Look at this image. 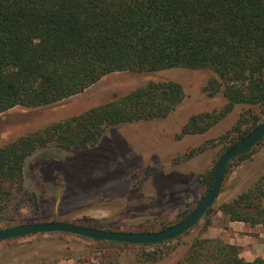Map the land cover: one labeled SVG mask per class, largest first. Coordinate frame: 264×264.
I'll return each mask as SVG.
<instances>
[{
  "label": "trees",
  "instance_id": "1",
  "mask_svg": "<svg viewBox=\"0 0 264 264\" xmlns=\"http://www.w3.org/2000/svg\"><path fill=\"white\" fill-rule=\"evenodd\" d=\"M173 69L211 71L215 76L206 92L210 97L222 92L228 100L219 113L190 118L179 140L207 133L236 105H257L264 112V0H0V115L16 107L56 105L84 93L110 74ZM184 99L181 84L150 82L8 143L0 149V214L17 193L27 195L25 167L37 151L89 150L113 127L167 119ZM258 119L243 133L238 126L234 128L239 135L230 149L260 125ZM244 120L246 115L238 124ZM230 134L220 137L219 143L229 141ZM216 140L192 149L176 163L204 153ZM253 149L229 162L226 174L234 162L249 159ZM141 172L148 178L157 168ZM213 175L214 170L204 176L207 193L213 187ZM30 199L38 212L37 196L32 194ZM194 211L187 212L180 222ZM219 211L230 222L264 227V175L222 203ZM200 221L173 240L153 245L117 244L154 248L139 259L158 264L185 236H191ZM212 225L209 220L203 230ZM92 228L119 232L104 226ZM241 251L240 246L222 239L192 236L185 255L175 264L263 263L260 259L246 261Z\"/></svg>",
  "mask_w": 264,
  "mask_h": 264
},
{
  "label": "rangeland",
  "instance_id": "2",
  "mask_svg": "<svg viewBox=\"0 0 264 264\" xmlns=\"http://www.w3.org/2000/svg\"><path fill=\"white\" fill-rule=\"evenodd\" d=\"M215 75L209 70L173 69L155 73L120 72L104 77L84 93L50 107H16L0 115V149L16 139L45 129L54 122L81 114L116 100L150 82L173 81L184 88L185 99L164 120L123 124L109 129L94 148L70 152L55 148L37 151L26 163L24 190L17 193L0 214V230L26 223L64 222L91 227L104 226L119 232H158L174 226L192 212L207 194L204 176L211 173L230 150L237 132L250 128L254 118L264 123L257 105H236L220 123L203 135H178L193 116L219 113L228 104L222 92H206ZM242 115L246 119L238 124ZM238 126V130L234 128ZM229 132V141L219 138ZM216 145L188 161L176 159L209 140ZM157 168L151 177L141 172ZM264 175V141L254 147L247 160L234 162L225 175L215 205L191 236L158 264H175L188 248L192 236L218 238L229 243L233 237L242 245L241 256L264 264V227L251 230L248 224L228 228L219 206L231 201ZM35 194L39 211L30 196ZM213 225L204 231L208 221ZM231 244V243H230ZM154 248L125 246L83 239L71 234H36L0 242V264H148L139 256Z\"/></svg>",
  "mask_w": 264,
  "mask_h": 264
},
{
  "label": "water",
  "instance_id": "3",
  "mask_svg": "<svg viewBox=\"0 0 264 264\" xmlns=\"http://www.w3.org/2000/svg\"><path fill=\"white\" fill-rule=\"evenodd\" d=\"M264 139V123L254 129L234 148L225 152L214 169V184L196 210L184 221L158 232H116L64 222L26 223L0 230V242L28 237L35 234L66 233L87 239L124 243L129 245H153L173 240L191 230L217 201L221 192L226 168L233 159L251 151Z\"/></svg>",
  "mask_w": 264,
  "mask_h": 264
},
{
  "label": "crops",
  "instance_id": "4",
  "mask_svg": "<svg viewBox=\"0 0 264 264\" xmlns=\"http://www.w3.org/2000/svg\"><path fill=\"white\" fill-rule=\"evenodd\" d=\"M66 101V100H65ZM64 102V101H63ZM61 103V102H60ZM60 103H58V104H60ZM57 105V104H56ZM53 106V105H52ZM50 107V106H49ZM228 228H230L232 231H237L239 228H236V226L235 225H240V224H242V223H238V222H230V221H228ZM245 224V223H244ZM250 226V225H249ZM251 227V226H250ZM257 227H259V226H257ZM253 229H255V228H252L251 227V230H253ZM229 243H231V244H234V245H238V246H240V247H242V245H240L238 242H237V240L234 238V236L233 237H230V239H229Z\"/></svg>",
  "mask_w": 264,
  "mask_h": 264
}]
</instances>
